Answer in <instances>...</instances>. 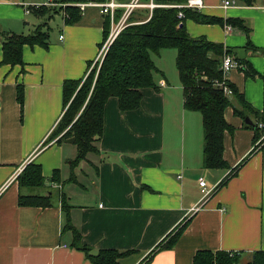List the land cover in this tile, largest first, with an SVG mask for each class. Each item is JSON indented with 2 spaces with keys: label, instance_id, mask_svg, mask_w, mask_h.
<instances>
[{
  "label": "crops",
  "instance_id": "obj_1",
  "mask_svg": "<svg viewBox=\"0 0 264 264\" xmlns=\"http://www.w3.org/2000/svg\"><path fill=\"white\" fill-rule=\"evenodd\" d=\"M202 1L201 14L239 18L251 30L250 52L244 49L246 35L237 29L226 32L227 25L185 22L190 37L223 44L233 51V58L245 60L259 75L249 79L236 70L226 77L247 103L261 111L264 0L225 10L222 0ZM33 4V0H0V61L4 33L29 35L44 19L25 13ZM105 17L97 8H86L73 25H64L62 19L59 35L49 37L47 48L23 46L22 66L0 65V264H91L83 252L71 247V234L62 233L61 196L70 207L69 219L82 245L92 254L133 251L119 264H144L149 257L147 264H192L195 253L203 250L240 253L238 264H251L253 253L264 251V141L254 143V132L227 108L225 121L234 128L223 138V159L229 168L204 169L201 116L183 108L178 75L169 84L157 68L153 79L159 90L143 89L136 110L121 112L117 99L109 98L98 153L89 154L72 171L74 143L58 144L59 136L44 145L64 111L63 83L83 78L87 65L97 58ZM17 84L23 87L21 109ZM30 162L41 166L45 187L22 191L50 195L49 208L18 205L16 177ZM81 163L88 168L82 173L91 179L90 191L68 188L65 193L66 184L83 189L75 175ZM54 170H59L58 182L50 183ZM227 176L226 184L218 188ZM199 179L212 191L204 199ZM187 221L175 245L161 249L167 235Z\"/></svg>",
  "mask_w": 264,
  "mask_h": 264
},
{
  "label": "trees",
  "instance_id": "obj_2",
  "mask_svg": "<svg viewBox=\"0 0 264 264\" xmlns=\"http://www.w3.org/2000/svg\"><path fill=\"white\" fill-rule=\"evenodd\" d=\"M59 6L30 7V14L47 21L54 15L62 14L64 25L77 23L81 12L75 6L89 0H53ZM107 0H94L96 3ZM128 3L130 0H115ZM148 2L149 0H142ZM188 0H152L157 5L149 11L138 9L131 13L128 25L118 34L109 46L100 64L91 69L93 63L87 65L86 74L78 80H67L62 85L63 114L44 145L59 137L56 143L73 138L77 154L70 162L71 171L89 154H97V143L103 132V110L109 98L118 101L121 112L133 111L140 107L142 90L153 88L158 91L153 75L158 72L152 56H158L161 50L176 51L175 69L183 91V108L196 112L201 116L203 143L202 167L204 169L229 168L223 159V138L225 132L232 133L234 128L227 124L224 113L231 108L233 115L243 121V126L254 132L253 142L261 139L263 131L258 124L264 125V108L254 109L244 99L237 87L224 78L221 62L225 55L233 51L221 43L208 41L205 37H190L185 30V22L191 20L201 25H228L246 35L245 51L252 50L249 40L251 30L239 18H217L201 14L199 10L183 8ZM244 6L250 7L255 0H236ZM65 4V7L61 5ZM122 10L116 11V19ZM67 15V18L64 17ZM182 14V17L178 15ZM138 16V18H136ZM109 19L105 17L103 23V41L109 33ZM2 59L0 65L10 67L22 66L21 52L25 45H35L47 48L49 45V27L46 22L38 25L29 35L4 33L2 35ZM103 43V42H102ZM99 45V49L102 45ZM253 52H255L253 50ZM234 59L241 68L245 78L255 79L259 75L243 59ZM220 86V84H222ZM231 91V95L224 93V87ZM16 101L22 108L23 87L16 86ZM239 108H238V107ZM249 118L253 125L244 124ZM264 140V138H263ZM256 148V147H255ZM253 152L250 153L252 155ZM249 155V156H250ZM234 168V172L240 167ZM59 170H54L50 183L58 182ZM230 176L219 184L224 186ZM73 179V177L71 178ZM70 181V180H69ZM20 193L18 205L20 207L49 208L52 206L50 195L24 194L22 190H37L45 187L41 166L35 162L28 163L16 177ZM69 205L65 197L61 196V209L65 214L62 233L69 232L72 236L71 247L84 253L91 264H119L122 259L133 251L119 252L116 250H100L92 254L90 249L81 243L79 232L72 226L68 210ZM188 221L167 235L161 249H170L177 242L185 230ZM251 264H264V251L253 253ZM150 258V257H149ZM149 258L144 264H147ZM240 253L225 251H197L192 264H238Z\"/></svg>",
  "mask_w": 264,
  "mask_h": 264
},
{
  "label": "built area",
  "instance_id": "obj_3",
  "mask_svg": "<svg viewBox=\"0 0 264 264\" xmlns=\"http://www.w3.org/2000/svg\"><path fill=\"white\" fill-rule=\"evenodd\" d=\"M42 5H44V6H59V5L55 4L53 0H46L41 5L38 4V5L26 6L25 13L30 14V7L38 8ZM61 6L65 7V4H62ZM75 6L79 9V11L81 13L86 8H89V7L97 8L100 10V13L103 16H106L109 19L110 30L108 33L107 40L105 41L104 46L99 49L98 54H97V58L94 61L98 64L101 63V61L104 58L109 46L112 44L114 39L128 25V19H129L132 12H134L135 10H138V9H146L149 11V16L146 19V20H148L150 17V13H151L152 9L157 7V5H155L152 2V0H149L148 2H143L142 0H130L128 3H121V2H117L115 0H107L106 2L96 3L94 1L89 0L86 3H79V4H76ZM235 6H237L236 0H222V2H221V7L224 10L228 9V8H233ZM181 7L187 8V9H192V10H200L203 8V1L202 0H188L186 2V4H184ZM118 9H121L122 13L119 16V18L116 19V11ZM178 16L182 17V14H179ZM64 17L67 18V15L64 14ZM224 29L226 32L231 31V27L228 25L225 26ZM59 38L62 39L61 36ZM239 68H241V66L231 55L227 54L223 57L222 62H221V70L224 74V78L229 71L237 70ZM222 85H223V83L220 84V86H222ZM224 93L227 96L231 95V91L227 87H224ZM258 128L263 131V137L262 138H264V125L258 124ZM198 184H199V187L201 189L202 198L204 199V198L208 197L212 191L208 190L206 188L205 182L202 179H199Z\"/></svg>",
  "mask_w": 264,
  "mask_h": 264
},
{
  "label": "rangeland",
  "instance_id": "obj_4",
  "mask_svg": "<svg viewBox=\"0 0 264 264\" xmlns=\"http://www.w3.org/2000/svg\"><path fill=\"white\" fill-rule=\"evenodd\" d=\"M39 1H40V3H37L38 0H33V3H34L33 5L43 4L46 0H39ZM221 2H220V5H221ZM237 4H239V3H237ZM32 18H34V17L32 16ZM136 18H138V16H136ZM61 21H62V14H58V15H54L53 18H51L48 21L46 19H42V20L39 19V21L36 22L37 23L36 26L40 25L43 22H46L48 27H49L50 40H53L55 37H57L59 35V28H60V25L62 23ZM107 37H108V35H107ZM107 37L103 41L101 47L104 46L105 41L107 40ZM175 56H176V51L172 50V49L161 50L160 54L158 56H152V59L155 63L156 68H158L163 73V78L165 80H167L169 82V84H173V81L177 79L176 78L177 77V71L175 69ZM96 64L97 63L94 62L91 65V69L94 68V66H96ZM232 71H236V70H232ZM229 73H227V75ZM155 74H154V76H156ZM226 76H225V78L227 79ZM262 137H263V135L261 136V139L259 140L260 144L264 141ZM90 157H94V156H89V158ZM83 171H84V173H87V171H88V168L85 166V163H81L80 166L78 167V169L75 171V175L78 176L79 181L83 186V189L74 188L72 186H67V184H66L64 186V189H63V191L65 193L67 192L68 188L73 189L77 193L90 191L91 179L87 178L86 175H83V173H82ZM57 192L58 191L54 192V194L57 195Z\"/></svg>",
  "mask_w": 264,
  "mask_h": 264
},
{
  "label": "water",
  "instance_id": "obj_5",
  "mask_svg": "<svg viewBox=\"0 0 264 264\" xmlns=\"http://www.w3.org/2000/svg\"><path fill=\"white\" fill-rule=\"evenodd\" d=\"M90 1H94V0H90ZM244 124L250 125V126L253 125L252 121L249 118H245ZM64 142L66 144H73L74 143V139L73 138H70V139L65 140Z\"/></svg>",
  "mask_w": 264,
  "mask_h": 264
}]
</instances>
